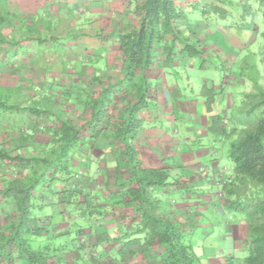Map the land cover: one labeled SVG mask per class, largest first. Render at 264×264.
Here are the masks:
<instances>
[{
  "label": "trees",
  "instance_id": "16d2710c",
  "mask_svg": "<svg viewBox=\"0 0 264 264\" xmlns=\"http://www.w3.org/2000/svg\"><path fill=\"white\" fill-rule=\"evenodd\" d=\"M255 2L264 20V0ZM213 4L214 12L227 18L229 11L220 3ZM30 6L27 0H0V73L9 54L29 51L27 45L32 43L44 48L49 36L57 39L56 44L62 40L53 34L49 16L29 12ZM136 13L137 24L124 29L113 27L108 34L109 45L117 48L116 74L106 63L100 64L94 54L86 53V48L84 66L93 70L86 75L83 87L79 78L78 82L69 79L59 91L49 82L39 99L32 92V100H26L24 105V92H31L33 87L29 90L23 85L5 86L0 79V132L5 133L0 137V210L7 207L3 203L11 206L0 228V264H15L20 259L36 264L49 256L50 243L40 246L32 238L50 232V225L43 218L59 217L48 214L50 204L76 208L84 203V208L89 209L85 218L106 220V206L114 196L121 199L125 215L105 225L107 230L102 234L105 242L117 245L115 253L120 263L139 256L145 259L154 249V264H264V92L259 82L257 54L252 55L249 64L253 67L250 77L254 90L245 95L250 101L248 107L231 112L232 128L224 124L221 112L210 118V131L227 142L229 177L216 188L207 172L201 174V180L213 185L200 194L188 180L172 177L169 167L145 165L136 147L143 129L142 114L157 106L150 80L157 62L156 50L163 48L168 36L172 38L167 53L171 62L178 54L189 58L200 55V47L180 30L179 23L187 15L177 8L175 0H143L136 5ZM261 34L264 37V31ZM48 44L51 49L60 47ZM260 54L264 55V47ZM34 72L39 74L40 70ZM202 96L211 112L217 94L204 88ZM124 99L127 101L122 103ZM66 102L84 112V121H76L65 109ZM37 120L42 124H37ZM90 139L109 142L116 168L125 171L121 182L114 184L115 189L105 174L93 170L89 176L95 159L88 157V166L81 167L84 172L74 170L81 161L79 150L83 145L85 149ZM95 151L96 147L90 149ZM82 185L84 191L79 188ZM214 197L222 202V215L228 221L237 213L246 221V254L238 258L239 262L233 256L212 262L200 254L198 223L188 224L186 217L178 214L192 201ZM96 205L100 208L92 215L90 211Z\"/></svg>",
  "mask_w": 264,
  "mask_h": 264
},
{
  "label": "crops",
  "instance_id": "0c3cea01",
  "mask_svg": "<svg viewBox=\"0 0 264 264\" xmlns=\"http://www.w3.org/2000/svg\"><path fill=\"white\" fill-rule=\"evenodd\" d=\"M142 1L27 0L28 4L32 5L28 11L32 13L45 10L47 16L59 19L111 18L114 19L113 27L115 29H124L137 24L139 15L136 13V5ZM213 3H220L229 11L227 18H222L214 12L215 8L211 6L214 5ZM175 4L187 15L185 21L179 23L180 30L185 37L191 39L192 43H198L201 54L194 58L178 54L172 62L169 61L167 53L169 44L172 42L171 36L167 37L166 44L162 49L156 50L157 62L150 72V80L153 86L152 95L154 98H152L157 106L142 114L143 129L136 140V147L140 153V159L145 165L169 167L172 177L180 181L188 180L196 188L195 190L202 194L205 190L210 189L213 183L201 180V174L208 172L212 177H216L224 167H227L230 172V164L222 162L226 158L227 142L223 143L210 131V118L212 114L221 112L225 117L224 124L232 128L234 121L230 120L231 112L243 105L248 107L249 103H245L242 98L244 99L247 93L253 91L254 87L247 84L244 86L245 88H239L237 95L233 93L234 87L239 84V75L234 72L233 68L237 62L241 66H248L254 53H257V61L264 60V55L260 54L264 44L260 48L254 47L264 31V23L262 13L258 10L255 0H175ZM216 15L221 19H218ZM241 18L242 20H240ZM113 27L106 31L107 35L111 33ZM212 27L216 30L210 29ZM97 32L107 36L102 27ZM73 33L81 34V36H77L78 40L80 37H84V31ZM211 37L214 39L211 40ZM82 41L84 44V39ZM210 44H212L211 47ZM98 47H100L101 57H103L100 64L106 63V66L110 67L112 63L104 55L112 48L105 45ZM116 49L113 47V53H116ZM81 52L79 57L84 64V48ZM112 65H115V61ZM191 70L198 71L201 75V86L198 89H192L190 93H184L179 86L178 76L187 73L189 77ZM187 81H190V78ZM261 81L264 92V79ZM204 88H211L217 94L218 99L211 112L202 96ZM261 106L263 109L264 104ZM182 122L186 124L185 132L182 131V139L185 141L177 139L175 134L176 124ZM40 123L42 124L40 120H37V124ZM104 141L102 140V142ZM113 157L115 156L113 155ZM110 161L115 168V158ZM114 170L116 171L113 173L106 170L99 172L110 179L113 185L110 187L113 189L116 187L115 183L121 182V175L125 174L123 170ZM82 186L79 188L84 191V185ZM90 189L86 190L93 193ZM106 198L109 199V197ZM4 206L7 207L0 210V228L11 212L10 204L3 203ZM84 207V203L76 208L73 205L65 207V205L56 202L50 204L48 214L59 215V217L43 218L50 225V232L42 236H35L32 240L40 246L48 243L55 245L50 247L49 256L36 264H154V249L148 252L145 259L139 256L120 263L119 256L115 253L117 245H110L103 240L104 234L102 233L107 230L105 225L113 223L125 215L126 209L120 198L112 197L111 203L106 206L109 211L106 220L91 218V224L86 222L88 218H85L84 213H89V209ZM99 208L96 205L90 213L95 215ZM130 214L131 211L128 215ZM178 214L185 216L188 224L198 223L197 233L209 235L208 231L217 224L219 228L223 229L224 236L233 241V249H241L244 245L247 236L245 219L241 217L228 221L222 215L221 203L215 197L200 199L198 202L192 201L184 206ZM76 217H80V220H76ZM202 225H206V227ZM212 230L214 233V229ZM99 236L101 237L99 238ZM198 249L200 254L208 256L212 262H215L216 259L219 262L223 261L227 256H233L239 262V259L232 253L221 249L206 248L203 245H199ZM211 249L213 251H210ZM15 264L30 263L26 259H20Z\"/></svg>",
  "mask_w": 264,
  "mask_h": 264
},
{
  "label": "rangeland",
  "instance_id": "374dc122",
  "mask_svg": "<svg viewBox=\"0 0 264 264\" xmlns=\"http://www.w3.org/2000/svg\"><path fill=\"white\" fill-rule=\"evenodd\" d=\"M39 13L43 14L44 16H47L45 13V10L39 11ZM77 15H81L80 13H76ZM198 14V13H197ZM85 16V15H84ZM201 16L203 14L201 13ZM217 16V15H216ZM48 17V16H47ZM52 17V16H51ZM218 19H221L220 16H217ZM49 18V21H53L54 31L53 34L62 38L57 44L60 46L53 47L52 49L49 46L48 43L56 44V40L52 36L50 37V41L44 46V48L38 47L35 44H29L27 45V49L29 51H20L17 53L16 56H12V54H9L7 60L4 63L3 69L0 73V79L2 85H12V86H22L26 89H29L33 87L31 92H24V105L27 104V101L32 100L30 98V95H33L32 92H34V95L39 99L42 94L44 93L45 85L49 82L53 83L55 86H57V91H59V88L69 81V79L74 80V82H78V78L80 79L79 85L83 87L86 80V75L90 74L92 72V68H87L82 63L81 57H79V54H81V50H86V53H92L94 54L95 58L98 60H101L103 57L101 54L100 47L97 48V46L105 45L108 48L111 47L109 45V36L107 35L108 32H106L108 29H111L113 25L115 24L114 19L107 18V19H96V18H82V19H59V18ZM236 18V17H232ZM66 20V21H65ZM242 20V18L240 19ZM238 22V20H236ZM75 23V24H74ZM264 23V20H263ZM102 27V30H105V35L103 36L102 33H100V36L95 35H85L84 37H80L78 40V37L76 36V33H73L75 31L77 32H83L84 33H92L97 34L99 32L98 29ZM212 30H216L214 27L210 28ZM90 31V32H89ZM72 33V34H71ZM49 35H51V32H48ZM211 35V34H210ZM68 36L67 41L65 38ZM81 36V34H80ZM84 39V44L83 40ZM214 39V37H211V40ZM56 44V45H57ZM264 44V37L262 34L260 35V38L258 42L255 44V48L259 47ZM258 45V46H257ZM212 44H210V47ZM55 48V49H54ZM112 48V47H111ZM3 48L2 50H4ZM12 50V48L10 49ZM58 50V51H54ZM10 53V52H8ZM85 53V51H84ZM257 54V53H256ZM259 54V53H258ZM116 53H113V48L104 55V57H108L107 59L113 64V62L116 59ZM84 59V57H83ZM105 62V61H104ZM110 66L111 71L113 74H116V68L114 65ZM250 64V63H249ZM252 65V64H251ZM251 65L244 66L240 65L239 62L235 64V67L233 68L234 72L236 74H239V80L237 86H235L233 89V93L236 95L238 94V90L241 87L247 86V84L253 86L252 80H251V72L252 68ZM104 68V66H103ZM40 70V73L37 74L34 72V70ZM257 69L260 71V78L259 82L263 83L261 79H264V60L258 61ZM192 73V74H191ZM190 76H187V73L181 74V76H178L179 79V86L182 88V92L184 93H190L192 89H198L201 86V75L198 73V71H192L191 70ZM207 73V72H205ZM34 74V75H33ZM78 74V75H77ZM81 75L80 77L77 76ZM182 77V78H181ZM190 78V81H187ZM248 78V79H246ZM243 79V80H242ZM246 79V80H245ZM245 88V87H244ZM245 90V89H244ZM59 93V92H58ZM189 95V94H188ZM242 98V97H240ZM242 100L245 103H250L249 99L242 98ZM127 100L124 99L122 103H125ZM241 101V99H240ZM242 107H245L243 105ZM246 108V107H245ZM65 109L69 111L71 114H73L76 117L77 122L84 121V112H82L79 108L75 107L74 105L67 103L65 104ZM23 115V114H22ZM17 116V114H15ZM0 117H2V113L0 111ZM23 118L25 119L26 116L23 115ZM7 120V117L4 118ZM4 120V121H5ZM176 138L182 141H185L182 139L183 132H185L186 124L185 123H177L176 124ZM183 131V132H182ZM188 134V132L186 131ZM5 133L0 132V137H3ZM109 142H94L93 140H88L85 143V149L84 145L81 147V150H79L78 158L81 160L80 164L75 167L76 173H81L84 169H81L83 166H88L87 160L88 157H90L92 160L95 159V162L92 164V167L90 168L91 172H88L89 175L92 174L93 170H97L98 172H102L103 170L109 171L110 173L116 171L111 164V161L114 160V150L110 147ZM93 147L97 148V151L94 153L90 152V149H93ZM85 152V153H84ZM107 157V158H106ZM109 159V160H108ZM109 162V163H108ZM223 163H230L229 159L225 158ZM87 181V180H85ZM84 184V179H83ZM208 193V192H207ZM221 203L222 202L218 200ZM6 207V206H4ZM48 211V210H47ZM58 217V216H57ZM56 217V218H57ZM242 217L241 214H236V216L229 217V219L232 221L233 218L240 219ZM80 217H76V220H80ZM88 224H91L90 219L86 221ZM203 227H206V225H202ZM213 227V228H212ZM212 228L214 229V233L212 229H210L208 232L209 235L202 236L200 233L197 234L198 241L201 245L205 246L206 248H216L226 251L227 253H232L237 258H241L245 256L246 249L244 248V245H242L241 249H233V241L227 237L224 236L223 229L217 226V224L213 225ZM225 237V238H224ZM54 246L55 244L50 243V247ZM49 248V247H48ZM235 248V246H234ZM199 251V249H198ZM210 251H213L211 249ZM218 251V250H217ZM215 262H219L218 259H216Z\"/></svg>",
  "mask_w": 264,
  "mask_h": 264
},
{
  "label": "built area",
  "instance_id": "2783aa9c",
  "mask_svg": "<svg viewBox=\"0 0 264 264\" xmlns=\"http://www.w3.org/2000/svg\"><path fill=\"white\" fill-rule=\"evenodd\" d=\"M227 172V168L224 167L221 171H219L218 175L216 177H210L211 180L214 181L215 185L217 188H220V186L222 185V182L224 181L225 177H229V175L226 173ZM208 174V173H206ZM220 196H222V193L219 194Z\"/></svg>",
  "mask_w": 264,
  "mask_h": 264
},
{
  "label": "clouds",
  "instance_id": "9594fccd",
  "mask_svg": "<svg viewBox=\"0 0 264 264\" xmlns=\"http://www.w3.org/2000/svg\"><path fill=\"white\" fill-rule=\"evenodd\" d=\"M226 168H227V167H226ZM227 172H228V168H227ZM227 172H226V173H227ZM207 173H208V172H207ZM208 174H209V173H208ZM227 174H228V173H227ZM209 176L212 177V175H210V174H209ZM212 178H213V177H212ZM210 180H211V179H210ZM211 181H213V180H211ZM216 188H217V187H216Z\"/></svg>",
  "mask_w": 264,
  "mask_h": 264
}]
</instances>
